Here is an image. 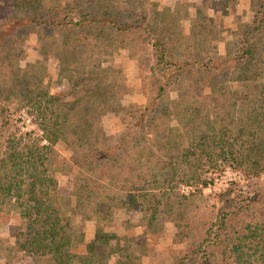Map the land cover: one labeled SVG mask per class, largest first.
<instances>
[{
	"label": "trees",
	"instance_id": "obj_1",
	"mask_svg": "<svg viewBox=\"0 0 264 264\" xmlns=\"http://www.w3.org/2000/svg\"><path fill=\"white\" fill-rule=\"evenodd\" d=\"M18 2L0 0V214L21 221L8 251H0L5 264L34 256L40 264H137L136 253L154 264L162 257L170 264H264V181H253L264 173V0L247 1L252 16L232 32V52L198 50L185 59L172 58L168 38L139 0L124 7L78 2L64 14L37 17L22 15ZM33 34L43 59L54 52L74 99L50 93L42 60L19 69ZM140 47L166 72L144 103L115 109L120 133L101 137L97 119L120 86L104 76L109 68L99 57ZM182 74L186 93L167 113L161 99ZM230 82L253 85L238 91ZM11 107L35 114L40 136L12 131ZM54 158L73 178L71 206L58 195ZM225 167L248 183L204 195L207 175ZM110 202L142 214L145 229L126 221L132 237L117 234ZM79 208L86 213L78 219Z\"/></svg>",
	"mask_w": 264,
	"mask_h": 264
},
{
	"label": "rangeland",
	"instance_id": "obj_2",
	"mask_svg": "<svg viewBox=\"0 0 264 264\" xmlns=\"http://www.w3.org/2000/svg\"><path fill=\"white\" fill-rule=\"evenodd\" d=\"M22 15L48 16L50 14H64L72 4L88 3L92 0H18ZM118 5L124 7L125 0H117ZM120 1V3H119ZM248 0H237V2H223V0H139L141 9H144L151 15L153 27L166 36L169 40V50L174 55L173 59H185L187 54L197 53V51H207L208 53L218 52L224 55L226 52H232L234 48V38L232 32L241 23L251 19ZM117 5V4H116ZM155 13V14H154ZM14 39V38H12ZM15 40V39H14ZM171 40V42H170ZM16 41H12L14 45ZM264 39L260 46H264ZM193 46V49H187V46ZM36 35H30L24 40L22 46L23 54L20 56L19 69L26 66L27 63L34 62L36 59L42 60L46 66L44 84L48 85L50 93L66 92V99H74L70 94L71 89L60 73L59 61L54 57V52H50L48 57L43 59L36 50ZM2 47L1 52L4 50ZM205 48V49H203ZM193 51V52H192ZM62 52V51H61ZM101 66L109 70L105 73L108 81L120 86V96L112 101L107 108L105 115L97 119L98 134L103 136L117 135L122 130V122L115 115V109L121 106H127L131 103H144L147 95L150 93V86L157 84L159 79L166 72V68H157L152 65L153 56L150 50H144L142 47L137 50L121 49L111 56L99 57ZM141 63V66L139 65ZM97 71V70H96ZM95 72V71H94ZM234 90H246L253 85L252 82L228 83ZM145 85V87H142ZM188 85L187 76L181 75L175 82L171 83L167 94L161 99L160 107L167 113L171 112V100L183 97ZM7 116L12 126V131L17 130L20 134L28 132L32 136H40L35 120V114H31L28 109H8ZM42 143H45L44 141ZM53 152L57 149L53 147ZM64 157L67 152L60 150ZM64 166L54 158L51 163L50 172L57 181V192L66 206L73 205L71 201V192L74 188L73 178L63 173ZM264 181V173L259 179L253 181ZM248 180L238 171L225 167L220 171L209 173L206 177V186H201L202 192L206 196L225 191L232 185H245ZM189 186L180 185V191L187 193ZM211 198V197H210ZM109 208L113 213L115 231L121 236H131L134 230L126 223L130 221L133 224L140 223L142 214H130L123 210L117 202H110ZM86 209L79 208L77 217L82 218ZM165 232L164 237L170 239L174 233V226L171 213L164 214ZM21 226V221L11 218V215L0 214V251H8L10 243L7 241L12 237ZM140 229H145V225L140 223ZM13 248V246L11 245ZM137 264H143L141 256L136 253ZM7 254L0 257V264H5ZM249 259L248 257H246ZM160 264H169L170 259L162 257ZM165 259V260H164ZM39 257H25L23 263L18 264H40Z\"/></svg>",
	"mask_w": 264,
	"mask_h": 264
},
{
	"label": "crops",
	"instance_id": "obj_3",
	"mask_svg": "<svg viewBox=\"0 0 264 264\" xmlns=\"http://www.w3.org/2000/svg\"><path fill=\"white\" fill-rule=\"evenodd\" d=\"M140 256H141V255H140ZM141 260H142V263H143V264H154V261H155L154 259H150L149 261H148V260L145 261V260L142 258V256H141ZM160 263H161V261H158V262H157V264H160ZM170 263H171V260H170ZM170 263H169V264H170Z\"/></svg>",
	"mask_w": 264,
	"mask_h": 264
}]
</instances>
